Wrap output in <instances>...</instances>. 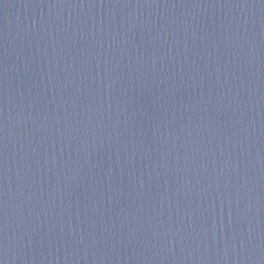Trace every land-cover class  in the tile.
I'll return each mask as SVG.
<instances>
[{
    "label": "water",
    "instance_id": "water-1",
    "mask_svg": "<svg viewBox=\"0 0 264 264\" xmlns=\"http://www.w3.org/2000/svg\"><path fill=\"white\" fill-rule=\"evenodd\" d=\"M0 264H264V0H0Z\"/></svg>",
    "mask_w": 264,
    "mask_h": 264
}]
</instances>
